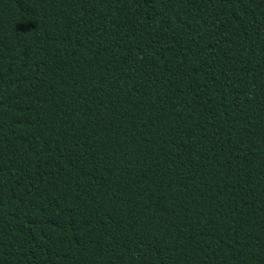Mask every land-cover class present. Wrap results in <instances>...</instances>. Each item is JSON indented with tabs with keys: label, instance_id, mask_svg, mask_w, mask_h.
<instances>
[{
	"label": "trees",
	"instance_id": "obj_1",
	"mask_svg": "<svg viewBox=\"0 0 264 264\" xmlns=\"http://www.w3.org/2000/svg\"><path fill=\"white\" fill-rule=\"evenodd\" d=\"M0 264H264V0H0Z\"/></svg>",
	"mask_w": 264,
	"mask_h": 264
}]
</instances>
